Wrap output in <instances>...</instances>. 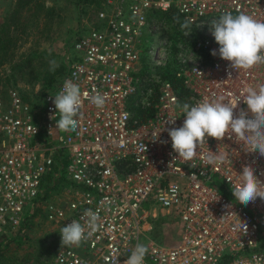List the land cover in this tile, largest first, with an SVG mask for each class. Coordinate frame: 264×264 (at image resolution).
<instances>
[{
  "label": "built area",
  "instance_id": "1",
  "mask_svg": "<svg viewBox=\"0 0 264 264\" xmlns=\"http://www.w3.org/2000/svg\"><path fill=\"white\" fill-rule=\"evenodd\" d=\"M172 8L200 34L192 47L177 45L175 76L188 91L185 103L223 96L235 105L246 87L264 83V63L235 69L213 56L219 45L210 29L226 11L264 21V0H103L95 23L73 42L67 72L53 90L41 98L37 90L29 97L0 90V238L12 240L34 214H45L47 264H111L114 256L124 264L138 243L149 249L145 264H264V199L244 205L232 194L244 166L264 183V156L226 133L222 140L206 137L193 161L176 159L168 132L185 116L173 84L154 72L137 77L144 30L163 35L148 13ZM147 53L152 67H164L171 41L163 35ZM65 80L84 93L69 131L52 119ZM97 92L106 96L103 108L90 102ZM131 107L151 112L133 119ZM241 109H247L242 98L234 116ZM210 151L226 154L227 162L204 163ZM89 208L99 212V230L79 246L61 245L60 229L73 220L83 224ZM162 209L179 226L172 247L147 237Z\"/></svg>",
  "mask_w": 264,
  "mask_h": 264
},
{
  "label": "clouds",
  "instance_id": "2",
  "mask_svg": "<svg viewBox=\"0 0 264 264\" xmlns=\"http://www.w3.org/2000/svg\"><path fill=\"white\" fill-rule=\"evenodd\" d=\"M181 29H189L184 32L188 36L191 33L190 22L184 21ZM210 29L219 45V49L212 50L211 54H218L221 59L229 61L232 68L247 70L264 63V21L243 12L234 15L226 11L218 19L211 21ZM50 65L51 71L58 67L55 60L50 61ZM83 96L78 84L71 80L64 81L62 89L54 95L53 100L57 112L52 119L56 120V128L61 131L71 129L75 118L80 114ZM241 98L247 109H241L234 116V109ZM90 102L97 108H103L106 96L97 92L91 96ZM180 110L185 116L183 125L168 132L172 149L178 154L176 159L193 161L197 157V149L206 143V137L222 140L226 133L230 138L234 134L236 140L245 141L248 152L258 151L260 156H264V83L246 87L235 105L226 102L223 96H213L195 105L183 103ZM171 123L174 124L175 120H171ZM202 160L219 167L227 162L228 157L219 151H210L202 156ZM227 180L232 184L230 177ZM232 194L236 201L247 205L257 197L264 199V183L257 179L252 167L244 166L238 182L232 187ZM82 219L83 224L79 220H73L60 229L61 245L79 246L99 230L101 217L98 211L86 209ZM148 252L146 245L138 243L124 264H145ZM117 258L118 256H114L111 264H117Z\"/></svg>",
  "mask_w": 264,
  "mask_h": 264
},
{
  "label": "trees",
  "instance_id": "3",
  "mask_svg": "<svg viewBox=\"0 0 264 264\" xmlns=\"http://www.w3.org/2000/svg\"><path fill=\"white\" fill-rule=\"evenodd\" d=\"M90 4L95 6L96 13L102 8L101 0H77V5L80 7H86V5L88 6ZM59 16L60 12H57L55 7H48L46 0L16 1L15 7L0 24V71L7 64L10 66L9 72H11L7 76L6 73L0 72V81H5L3 91H6L8 86H15L20 78L28 80L33 88L38 86L39 89L37 90L36 96L41 98L45 93L53 90L60 83L67 72L65 60L58 58L54 53L41 50L39 42L42 38H50L53 18H59ZM147 20L148 22L154 21L156 24H160V31L171 41L172 53L166 66L155 68L148 61V69L150 72H154L162 78L168 79L173 84L174 94L179 98L180 104H183L188 96V91L185 89L183 81L175 76L179 69L175 58L178 52L177 45L179 43L186 47H192L194 41L200 37V34L194 28L190 27L191 33L186 36L184 32L189 29H181L183 21L174 8L166 12L161 10L151 11L148 13ZM40 21H43L42 27H40ZM30 37L37 38L33 47L30 48L29 52L19 53L21 42L24 41V44L26 41H29ZM52 60H55L58 65L54 71L50 70V61ZM13 88L17 89L15 87ZM18 91L26 97L34 94V91L27 92L23 89H19ZM130 109L133 119L148 116L149 112H151L141 111L133 107ZM37 218L38 215L34 214L32 218L28 219L24 229ZM160 222V220L156 219L154 224L157 225ZM18 243L21 242L18 241ZM13 244H15L14 240H8V242L4 243L3 247H0V264H28L25 258L14 259L5 256L8 249H12ZM37 264H47V261H41Z\"/></svg>",
  "mask_w": 264,
  "mask_h": 264
},
{
  "label": "rangeland",
  "instance_id": "4",
  "mask_svg": "<svg viewBox=\"0 0 264 264\" xmlns=\"http://www.w3.org/2000/svg\"><path fill=\"white\" fill-rule=\"evenodd\" d=\"M16 1L17 0H0V24L15 7ZM102 1L103 0H101V4ZM46 5L48 7H55L57 12H60V16L59 18H53L50 38H42L39 40L40 49L54 53L58 58L65 60L67 53L72 49L71 46L75 39L85 31L86 28H89L92 23H95L96 8L93 4L80 7L77 5V0H46ZM39 24L40 27H42L43 21H40ZM162 38L163 35L161 33H151L148 32L147 29L144 30L140 44V47L143 49V51L140 52V64L142 68L141 71L137 73V77L140 80L151 73L148 69L149 56L147 51L152 46L157 45ZM36 39L35 37H30L29 41H26L24 44V41H22L19 53L29 52ZM9 69L10 66L6 64L0 72L6 73L7 76L11 73ZM5 70L6 72H4ZM4 82V80L0 81L1 92H5L3 91L5 86ZM13 87L18 90L23 89L27 92H36V90H38V86L33 88L28 80L20 78L15 86H8L7 90ZM133 97L134 95L129 99L132 100ZM223 191V188H220L219 192L222 193ZM58 196H60V194ZM156 219L161 221L157 225L154 224ZM150 223L152 227L150 233L147 234L148 238L156 241L159 245L163 244L170 247L176 245L179 240L177 233L179 226L177 227V220L173 216L170 214L167 215L162 209L159 210L157 217L152 219ZM49 231L50 225L46 215L42 214L38 216L37 219L28 224L26 229L22 230L19 236L12 239L15 244L12 245V249H8L5 256L14 259L25 258L28 264H37L41 261H47L51 254ZM8 240L10 239L1 238L0 241L2 242H0V247H3L4 243L8 242ZM18 241L21 243H18ZM263 244L264 242H261L260 245Z\"/></svg>",
  "mask_w": 264,
  "mask_h": 264
}]
</instances>
